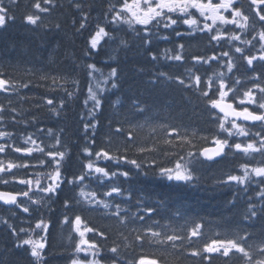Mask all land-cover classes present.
<instances>
[{"label": "trees", "instance_id": "trees-1", "mask_svg": "<svg viewBox=\"0 0 264 264\" xmlns=\"http://www.w3.org/2000/svg\"><path fill=\"white\" fill-rule=\"evenodd\" d=\"M33 2L34 0H15L13 4L12 0H6L4 3V6L9 9V14L15 19L7 21L6 25L0 28V73L4 78L13 82H30L29 88L26 89L30 96L24 97L20 92L17 93L22 101L21 104L14 107L16 111L13 113V120L17 125L13 132L20 133L21 124L29 126L35 121L40 124L37 120L33 121V117L39 118L37 114H42L50 122L49 124L45 123V127H41L44 133H47L48 129H52L54 133L65 138L69 144V148H67L69 156H66L68 166L64 163L62 171L64 176L70 178L84 171V164L89 159L83 151L85 147L93 152L101 149L116 152L117 147L123 145L119 147L120 153H117L123 154L126 147L124 141L129 131L135 136V140L133 146L127 149L128 157L141 159L145 163L156 157L165 164L169 163L168 158L162 154L163 149L167 147L163 144L165 135H158V138L152 135L155 119L163 122L164 126L175 128L179 133L188 137H192V135L185 131H195L199 136V139L191 141L196 146L195 148L180 144L179 140L171 138L174 143L180 144L179 148L168 149L176 153H181V149H184L185 152L189 149L195 152L209 142L211 136L217 132L218 120L210 115L213 113L217 116L213 109L204 103V98L198 95L194 86L185 88L178 83L179 79L190 83V74L200 75L204 80H207L211 68L216 66V62H211V66L194 65L192 60L193 55L210 56L214 52L220 51V47L216 46L215 42L209 43L207 34L197 33L196 39L188 36L181 39L171 29H153L155 35L151 44L145 46L133 33L126 32L129 30L127 25L123 26L122 31L115 33L109 24L110 33L127 40L128 47L118 49L117 41L112 44L109 43L112 41L107 43L101 41L103 47L98 50V54L92 53L90 56H84L87 39L95 29L93 25L95 14H98L104 22V13L109 5L118 3V0H82L83 3L91 6L85 8V11L90 13V20L88 28L83 31L82 35L77 34L73 27L72 21L74 18L78 21L79 15L71 7L70 0H54V7L50 8L49 13H39L43 17L42 21H38L40 26L29 25L24 21L26 14L34 12L31 6ZM57 23L61 26L59 29L55 27ZM76 27H78V23ZM178 30L185 32L187 26L180 24ZM165 35L168 36V39L162 38ZM105 39L107 40V38ZM178 43H186L183 52L184 61L167 59L166 50L169 54L174 55L178 51ZM221 44L224 50L226 43L221 42ZM153 54L158 57L157 60H152ZM88 63H94L100 70L94 74L98 80L107 77L113 67L118 70V76L114 78L117 82L116 88H112L111 81L107 84H100V87L106 90L100 94L101 109L95 113L94 118L89 115L91 101L87 107L84 103L89 87ZM254 64L257 71L250 73L246 61L238 59L237 67L232 73L225 76L230 85L234 84L237 78L241 80V83L236 85L238 87L237 96L238 94L242 95L247 88H252L254 83L264 87V79L255 81L249 79V74L261 75L260 62ZM27 69L29 70L27 71ZM160 73H165V76H160ZM42 74L68 77L66 83L64 80L60 83L64 88L73 91V96L69 97L60 88L50 90L47 87L38 86L45 83L39 79ZM73 80L78 81V86L72 83ZM47 83L50 84L51 81H47ZM96 83L97 79H93V86ZM253 91L257 97H260L261 94L258 91L255 89ZM56 92L57 95L63 96L64 101V107L58 113L40 112L33 107L34 96L37 97L40 105L39 98L42 95L52 97L56 95ZM229 97H232V93L229 94ZM230 98L229 100L233 102ZM3 100L0 105L4 106L6 109L4 113L10 119L8 113L10 107L5 106L9 98L5 97ZM134 102L144 109L143 114L135 113ZM114 103L115 108L113 107ZM61 119L62 121H60ZM118 121L122 122L125 128L123 136L114 134L115 128L120 126ZM86 123H95L96 128H89L85 131ZM138 124L144 125L136 130L134 125ZM160 132H163V128L159 130ZM202 134L209 138L207 142L200 137ZM138 135H141L144 140L138 141L136 137ZM118 139H120L119 143H117ZM248 140H256V138L251 136ZM238 141L246 142L245 139ZM154 145L161 150L160 153L146 152L141 155L137 152L138 147ZM108 164H106L107 167ZM242 164L264 166V156L260 153H251L246 156L230 149L228 155L221 161L212 165L204 163L202 167L198 168L199 171L194 173L198 180L191 184L169 183L151 172L147 177L142 174L135 175L137 170L133 166H124L123 170L129 169L134 175L129 178V181H124L123 177L119 178L118 185L127 190L125 197L128 198L121 206L127 208L129 214L133 212L137 217L145 215V220H128L126 225L119 224L116 217L105 214L104 209L74 202L72 196L79 192V187L65 183L58 195L49 200L47 209H45L47 214L44 212L43 218H46L45 221L49 224V229L44 236L46 239L42 264H69L66 255L70 252V248H74V241L70 234L74 231L71 223H62L64 215L68 216L69 220H74L76 215H80L89 227L105 234L104 239L97 236L95 232H91L88 236V240L100 244L103 264H111L112 253L108 249L114 243L120 245V264H133L141 257L155 258L161 264H225L226 258L222 256L214 254L209 261H204L199 257H192L188 253L198 249L202 255H207L202 251L205 243L212 239L231 237L237 232L250 233L249 243L257 242L260 235L264 233V215L254 221L247 220L244 215L249 204L255 205L258 212L261 207H264V200L258 197V192L264 185L258 184L256 179L243 186L218 183V180L226 179L230 174L240 175L239 170ZM84 184L88 185L89 189L97 191L98 198H101L103 191L106 190L98 180H85ZM2 189L5 190V187L0 184V190ZM70 197L71 199H69ZM66 199L70 202L67 209L64 207ZM120 202L121 198L116 197L114 203ZM146 205L154 209L151 218L146 211L143 213L139 211ZM112 210H114V205L113 209L108 211ZM5 213L8 212L0 207V264H34L33 258L24 246L16 247L19 242L18 238L11 234L12 229L2 221L6 219L8 224L14 225L19 240H22L23 233L19 231L22 228L19 226L20 223H14V220ZM39 215H41L40 211L36 216ZM122 215L124 214L122 213ZM153 221L157 223H153ZM197 223L201 225L202 235L193 237L192 244H188L187 241L177 242L179 250L165 245L163 246L165 250L161 251L160 245L151 244L147 239L143 243H139L135 239L137 232L129 233L126 230L128 229L126 226H132L134 229L139 228L140 231L151 226L157 231L163 230L169 233L175 229L179 234L186 236L187 229ZM124 237H127V240ZM69 258L72 262L74 258H83V254L75 253L74 249L69 253ZM227 264H244V261L233 256Z\"/></svg>", "mask_w": 264, "mask_h": 264}, {"label": "snow or ice", "instance_id": "snow-or-ice-1", "mask_svg": "<svg viewBox=\"0 0 264 264\" xmlns=\"http://www.w3.org/2000/svg\"><path fill=\"white\" fill-rule=\"evenodd\" d=\"M13 4L15 0H12ZM71 7L76 10L79 15V20L73 19V27L77 34L82 35L83 31L88 28V21L90 20V13L85 11L86 7H91L82 2V0H70ZM252 11L255 12L256 17L260 22V30L257 32L256 23L252 21V18L247 15L242 7L239 6L237 0H118V3L110 4L107 11L104 13V23L99 21L92 33H90L86 47L84 50V56H90L92 53H97L100 48L103 47L101 41H112L115 43L119 40L118 49L120 47L127 48L128 41L119 37L118 35L111 34L108 30V25L110 24L115 33H119L123 30V26L127 25L128 29L136 33L137 38L147 46L151 44V41L155 35L153 29L159 30L161 28L167 30L171 29L172 32L176 34L177 37L183 39L188 36L192 39H196V34H207L209 38V43L215 42L216 46L220 47V51L214 52L210 56H197L193 55L192 60L195 64L209 65L211 62H216L221 68H225L227 73H232L237 67V59H242L247 63V69L250 73H255L257 71L254 62H260L261 75H251L249 74V79L255 81L258 79H264V0H249ZM32 8L34 12H29L24 16L25 23L34 26L38 25V21H42L43 17L39 13H49L50 8L54 7V0H34L32 3ZM47 6V7H46ZM194 10V11H193ZM196 13L199 15L197 16ZM228 13L229 15H226ZM110 17V19H109ZM15 19L14 16L9 14V9L3 5V0H0V28L4 27L9 20ZM210 22V23H209ZM78 23V27L76 24ZM183 24L187 26L185 32L178 30V26ZM232 25L234 28H227L225 26ZM56 29L61 26L59 23L55 25ZM253 29V34L251 39L242 37L241 34H237L235 31L239 29L241 33L246 34L249 28ZM143 32V35H141ZM107 38V40L105 39ZM163 39H168L165 35ZM254 41L259 43V55L250 54L245 52V49L239 45H248L250 48L255 47ZM221 42H225L229 45V50H223ZM232 42H237L233 44ZM186 48V43H178V51L175 54H169L166 50L165 56L169 60L184 61L185 57L183 52ZM234 49L235 53L240 54L239 57H233L231 50ZM152 60H157L156 55H152ZM221 58H227L223 60ZM88 76H89V87L88 94L84 101L85 106L89 105L91 101V107L89 108V115L93 118L95 113L101 109L102 101L100 99V94L106 89L100 87V84H107L111 81L112 88L117 87L116 78L118 76L117 68L113 67L108 73L107 77L103 80H98L94 76L97 71H100L94 63H88ZM191 73V70H189ZM103 76V73H101ZM215 79L209 76L207 80H204L200 75L190 74V83H186L184 79H179L178 83L183 85L185 88H193L198 93V95L204 98V103L209 106L210 109L217 110L222 113L223 116H215L213 113V118L218 120V129L220 133H226L227 135L221 138L219 135H214L211 138V143L214 147H201L195 152L192 150L181 149V153H176L169 151V148L176 147L179 148L180 144L190 145L191 148L196 146L191 143V140L187 135L180 136L177 129L172 128L171 130L165 131V139L163 144L165 147L162 151L163 156L168 158L169 163L165 164L158 158H152L148 163H145L141 159L130 158L127 156V149L131 147L135 136L128 132L127 138L124 141L126 147L124 148L123 154L120 153V148L117 147L116 152H112L108 149H101L100 151L93 152L88 147L83 149L85 155L89 157L87 163L84 164V171L79 175H73L72 177H66L61 171L62 162L65 159L66 153L59 150L61 145V138L59 135L53 133L52 129H48L47 135L49 138L55 135V145H48L46 147H55V151H48L46 147H42L41 143H37V138L35 134H28L21 138V144L18 145L15 140H12L13 133L7 130H0V140L4 141L0 143V154L8 155V149H11L13 153H19L21 157H32L34 152L42 154V156H47L49 158L50 170L48 171H33L26 173L25 175L18 176L13 170L20 169H36L38 167L42 168L48 161L44 159H39L36 163H33L30 159L22 158H12V159H0V182L7 184L9 181L5 178V173L11 175L12 180L20 185H26V189H23L16 193L0 191V202L4 205L14 206L19 208L20 211L24 213H29L30 208L23 205L18 199L19 197L27 198L31 201L32 205H43L47 206V201L53 196L58 195V190L62 188L65 183L73 187H79V200L77 203L83 202L97 209H104L105 214L116 217L117 221L121 225H126L128 220L135 221L139 219L140 221L145 220V215L136 216L135 213L129 214L127 208H123L121 204L127 200L125 197V189L120 185L112 183L107 184L105 181H111L113 178L119 179L124 178V181H129V178L134 175L129 169L113 171L106 166H100L96 161L103 159L105 161H112L117 166L121 163L133 166L137 172L135 175H143L147 177L149 173H153L161 178H165L168 181L182 182L185 184H191L198 180V177L194 175L196 168L198 166H203L205 161H214L217 157H224L228 155L226 149H234L236 152H240L247 155L251 153H260L264 156V87L260 84H253L252 88H247L243 91L242 97L236 95L237 88L236 85L241 83V80L237 78L235 83L230 85L228 80L225 78V72L221 71L215 73ZM160 76H165V73H160ZM41 81L45 83L40 84V87H47L50 90H55L60 88L64 90L69 97L73 96V91H70L60 83L61 80L67 82L66 77L62 76H49L48 74H42L39 76ZM97 79L95 86L92 84V80ZM47 81H51L50 84ZM73 84L78 86V81L73 80ZM30 86V82H13L10 79L3 77L0 73V92L7 93L9 95L17 94L20 89H27ZM255 89L261 95L257 97ZM232 93V97L229 94ZM232 99L233 102H238L240 105H245L242 109H237L233 106V102H228ZM45 104L51 106L49 111L58 113L64 107V101L61 99L59 107L55 105V98L44 97ZM11 103V101H9ZM246 105H254L253 109H249ZM40 107V105H36ZM115 108V103L113 104ZM133 109L135 113L143 114L144 109L138 104H133ZM259 111H258V110ZM9 111L15 112L14 108L8 109ZM4 106L0 105V114L5 112ZM0 120H3V116L0 115ZM35 121V117H33ZM237 121H246L255 124L259 122L261 130L255 135L259 137L258 140H251L248 142L244 141H233L230 142L231 137H247L250 135L249 129L244 125L237 123ZM120 126L116 127L114 134L118 136H123L125 133V128L122 122H117ZM143 127V125H140ZM161 128L166 126L161 125ZM89 128L95 129V123H86L85 131ZM43 131V130H41ZM155 131V128H153ZM195 137L196 133L191 134ZM172 137L178 138L180 144L174 143ZM208 141V137H201ZM111 142V141H109ZM137 152L143 155L146 152H157L160 153L161 150L155 145L152 147L141 146L137 148ZM95 155L96 160L91 159ZM173 157H175L173 159ZM202 158V159H201ZM241 169L243 175H228L226 179L218 180L221 184H231L235 183L237 185H246L251 182L252 178L255 177L257 183L264 185V166L249 167L247 164H242ZM26 176L31 178H25ZM98 180L100 185L106 190L103 191L101 198H98V192L88 188V185L84 184V181ZM38 193L43 195L33 198L31 193L33 189ZM120 197V203H114L115 198ZM258 197L264 200V187H261L258 192ZM139 202V201H138ZM69 200L64 201V207L67 209L69 207ZM114 210L108 211L109 209ZM140 212H147L149 218H151L154 209L148 207L139 209ZM122 213L124 215H122ZM245 218L249 221H254L258 219L261 215H264V207H261L259 212L257 211L255 205L249 204L248 209L245 212ZM9 228L12 229L11 234L18 238V243L16 247L28 246L30 251V256L33 258L34 264H42L43 256L42 252L45 249V239L46 237L41 236L39 239H32L31 236L27 239L19 240L17 231L14 225L8 224L5 219L2 221ZM62 223L73 225V230L80 236L79 241L75 245V253H83V258H74L71 264H103L101 259V246L98 242L90 241L85 239V233L95 232L97 236L102 239L105 238L103 232L97 231L91 227L81 228L84 223L80 215H76L74 220H69L67 216L64 217ZM153 223H157L153 221ZM36 229H42L47 233L49 229V224L41 218L35 224ZM20 232L27 231L24 228H20ZM137 232L135 237L136 241L143 243L145 239L151 244H157L161 246V251H164L165 245L170 246L173 249L179 250V245L177 242L187 241L188 244L193 243V237H199L202 235L201 225L193 224V226L187 229V235L179 234L175 229L170 233L163 230L157 231L151 226L146 230L140 231L139 229H133ZM127 240V237H124ZM251 239V234L244 232L243 234L237 232L231 237L225 239H212L203 245V253L207 255H202L201 251L198 249L191 250L188 254L192 257H199L201 260L209 261L215 254L217 256H222L225 259V264L228 260H231L233 256L237 259H242L244 264H264V233L260 235L257 242L249 243ZM127 247V244H125ZM108 251L112 253L111 264H120L121 252L120 245L114 243ZM133 264H161L155 258L147 259L141 257L140 259L133 262Z\"/></svg>", "mask_w": 264, "mask_h": 264}, {"label": "rangeland", "instance_id": "rangeland-1", "mask_svg": "<svg viewBox=\"0 0 264 264\" xmlns=\"http://www.w3.org/2000/svg\"><path fill=\"white\" fill-rule=\"evenodd\" d=\"M240 1H241V3H242V0H237V2H238V4H239V6L240 7H242V9H243V11L247 14V15H249L251 18H252V21H255L257 24H258V22H259V20L258 19H255V17H256V15H255V12L254 11H252V8L250 7V8H248L247 6H244V5H241V3H240ZM217 2H218V0H217ZM3 5H4V3H3ZM194 11V10H193ZM196 15L198 16L199 14L198 13H196ZM226 15H229L228 13H226ZM100 22V23H103L100 19H99V16H96L95 17V20H94V23L95 24H97V22ZM210 23V22H209ZM125 26V25H124ZM95 27H96V25H95ZM225 27H227V28H234V26H232V25H229V26H225ZM111 28H112V26H111ZM260 28V27H259ZM257 26H256V29H255V31H259L260 29H259ZM236 32H237V34H241L242 35V37H244V38H247V39H251V36H252V34H253V29L250 27L248 30H247V33L246 34H244V33H241L240 32V30L239 29H236L235 30ZM126 32L127 33H130V30H126ZM112 34H114V33H112ZM133 34H134V32H133ZM110 44H112V42H109ZM233 44H235V43H237V42H232ZM254 44H255V47H252L253 48V51H251V54H255V55H259V51H258V49H259V43H258V41H254L253 42ZM240 47H242V48H244L245 49V52H248L249 51V49H251L248 45H243V44H241V45H239ZM228 47H229V45H228ZM229 50V49H228ZM231 54H232V56L233 57H239V55L240 54H238V53H235V51H234V49H232L231 50ZM225 60L227 59V58H224ZM238 60V59H237ZM29 69H27V71H28ZM221 71H223V72H226V69L225 68H218L217 69V71L215 72V73H218V72H221ZM210 76H212L213 77V79H215V75H210ZM61 81H63V80H61ZM20 93H21V95L22 96H24V97H26V96H30V93H29V91L28 90H26V89H21L20 90ZM43 96V95H42ZM40 97L39 98V102H40V105H41V107H36V105H39L38 104V100H37V97L36 96H34L33 97V102H32V105H33V107L35 108V109H38L40 112H47V113H50V112H52V111H49V108L51 107V106H49V105H47V104H45V102H44V97L45 96H43V97ZM3 97H8L9 98V101H11V105H18V100H19V97H17V98H15V94H12V95H10L9 96V94H7V93H3V92H0V101H2L4 98ZM54 97H56L55 98V105H56V107H58L59 106V104H60V101H61V99H63V96L62 95H57V92H56V95L55 96H52V97H47V98H54ZM8 101V100H7ZM55 114V113H54ZM0 115H2L3 116V119H5L6 117H4V115H5V113L3 112L2 114H0ZM38 116H39V118L41 119H39L38 117H35V120H37V121H39L40 122V124H38L36 121H35V123L33 122L31 125H29L28 126V124H27V126H26V128H25V132H27V133H20L19 135H14L13 134V136H12V140H15V142L18 144V145H20L21 144V138L22 137H24V136H26V135H28V134H35V137L37 138V143H41V141H43V143L41 144V146L42 147H46V146H48V145H55V143H53V141H48L47 140V138H45V134H44V131L42 132L41 131V127L42 126H44L45 127V123H47V124H49L50 122L48 121V118L47 117H45L44 115H42V114H37ZM43 120V121H42ZM60 121H62V119L60 120ZM154 123H155V126H154V128H155V131L154 132H156V133H158V134H160L159 133V130L161 129V125H164L163 124V122H161V121H159L158 119H155L154 120ZM3 124L4 123H2V121H0V130H4V128H2V126H3ZM53 124V123H52ZM218 125V124H217ZM134 126H137L136 127V130L137 129H140V128H142V127H140L139 125H134ZM160 128V129H159ZM254 128H255V133H257V132H259L260 130H261V126H254ZM147 130H149V128H147ZM166 130H171L170 129V127H165V128H163V134L165 135V131ZM35 131V132H34ZM10 132V131H9ZM185 132H187V133H189V134H192L193 132H195V131H192V132H190V131H185ZM12 133V132H11ZM43 133V134H42ZM138 133H141V132H138ZM215 135H219L221 138H223V137H225L227 134L226 133H220L219 131L215 134ZM180 136H185L183 133L182 134H180ZM137 137V139H138V141H143L144 140V138H142V136L141 135H138V136H136ZM200 137H205L203 134L200 136ZM158 138V137H157ZM156 138V139H157ZM191 141L193 140V139H199V136H197V135H195V137H188ZM237 138H242V137H237ZM65 139V138H64ZM155 139V140H156ZM229 139H235V137H231V138H229ZM119 141H120V139H118V141H117V143H119ZM211 141V140H210ZM4 141H2V140H0V143H3ZM212 144V143H211ZM213 145V144H212ZM132 146H133V144H132ZM46 150H48V151H55L56 150V148L55 147H46ZM59 150H61V151H64L65 152V148H62L61 147V145L59 146ZM12 158H22V159H30V160H32V162L33 163H36L39 159H44L45 161H48V164H46L44 167H42V168H40V167H38V168H36V169H31V168H29V169H20V170H13L14 172H16L17 173V175L18 176H20V175H25L26 173H30V172H33V171H48V170H50V161H49V158L47 157V156H42V154H40V153H38V152H34L33 153V155H32V157H21V155L19 154V153H13V152H11V149H8V155L7 156H5L4 154H0V159H5V161L7 160V159H12ZM94 160V159H93ZM106 162H109V164H108V168L109 169H111V170H113V171H119V170H121V169H123V167H119V166H117L114 162H112V161H105V160H103V159H100V160H98L97 161V163L98 164H102V165H104ZM63 164H64V160H63V162H62V168H61V171H63ZM67 165V164H66ZM122 166H128L127 164H121ZM107 167V166H106ZM250 167V166H249ZM198 168H200V166H198L196 169H198ZM21 170H27L28 172H26V171H22L21 172ZM20 171V172H19ZM196 171H199V170H196ZM25 173V174H24ZM240 173H241V175H243V171H242V169H241V171H240ZM2 175H4L5 176V178L6 179H8V183L7 184H5V183H2V182H0V184L3 186V187H5L6 185L8 186V187H10V188H12V190L16 193V192H19V191H21V190H23V189H26V185H20V184H17V183H15V181L14 180H12V178H11V175L10 174H8V173H5V174H2ZM25 178H31V177H28V176H26ZM165 179V178H164ZM254 179H256L255 177H253L252 178V180H254ZM115 180V179H114ZM166 181H168L167 179H165ZM251 180V181H252ZM168 182H176V181H168ZM116 184V183H115ZM231 184H235V183H231ZM61 190V189H60ZM60 190H58V192L60 191ZM103 190H105V189H103ZM31 195L33 196V198H36V197H38V196H41V195H43L42 193H38V192H36L35 191V188L33 189V192L31 193ZM53 197H55V196H53ZM52 197V198H53ZM72 198L74 199V202H76L77 203V201L79 200V196H78V193L76 194V195H73L72 196ZM21 202H22V204L23 205H26V206H28L29 208H30V212L29 213H24V212H22V211H20V209L19 208H14V209H12L10 212H8V215H9V217L12 219V220H14V223L15 222H19L20 223V225L19 226H21L22 228H24V229H26L27 231H25V232H22L23 233V238H22V240L23 239H27V238H29V236H31V238L32 239H39L40 237H41V234H42V236H45V233H44V231L42 230V229H36L35 228V224H36V222L38 221V220H40L41 218H43V217H41L40 215H39V217L38 218H35V219H31V217L33 216L32 215V210H36V209H39V210H43L44 212H45V209H47V208H44L45 206H43V205H32L31 204V201L30 200H28L27 198H24V197H20V199H19ZM48 202V201H47ZM80 203H82V204H84L85 205V203H83V202H80ZM46 214H47V212H45ZM15 217V218H14ZM44 219V218H43ZM29 227H30V230H29ZM81 228L83 229L84 228V225L82 224L81 225ZM128 228L129 229H127L128 231H129V233H131V232H133V227L132 226H128ZM136 229V228H135ZM139 229V228H138ZM71 235H72V241H74V248L72 247V248H70V252L71 251H73L74 249H75V245H76V243L79 241V236L75 233V232H71L70 233ZM85 239H88V233L86 234L85 233ZM44 243H45V241H44ZM25 248H26V251L30 254V251L29 250H27L28 249V246L27 245H25L24 246ZM70 252H68V254L66 255V257H68V260L71 262V260H70V258H69V253ZM45 253V249H44V251L42 252V256H43V254Z\"/></svg>", "mask_w": 264, "mask_h": 264}, {"label": "bare ground", "instance_id": "bare-ground-1", "mask_svg": "<svg viewBox=\"0 0 264 264\" xmlns=\"http://www.w3.org/2000/svg\"><path fill=\"white\" fill-rule=\"evenodd\" d=\"M5 1L6 0H3V3H5ZM67 75V74H66ZM61 76V75H60ZM66 79L68 80V77H66ZM10 96V95H9ZM3 98H5V97H3ZM2 101H4V100H2ZM0 104H1V101H0ZM4 117H6V115H4ZM2 121V123H4L3 122V120H1ZM13 125H15V124H13ZM11 126V128H12V130H9L8 128H4V130H7V131H10V132H12L14 135H19L20 133H21V131H23V130H21L20 131V133H15V132H13L14 130L13 129H15V126ZM5 126V123L3 124V126H2V128ZM22 127V126H21ZM123 145H121V146H119V147H122ZM124 148V147H123ZM122 148V149H123ZM64 165V164H63ZM125 166V165H124ZM124 166H122V167H124ZM119 167H121V164L119 165ZM121 170H123V169H121ZM0 191H6V192H11V193H15L13 190H12V188H10V187H8L7 185L5 186V190L4 189H2V190H0ZM53 198H55V197H53ZM18 199H20V197L18 198ZM51 199H52V197H51ZM69 199H71V197L69 198ZM48 202H49V200H48ZM48 202H47V205H48ZM0 207H2L4 210H6L7 212H10L12 209H14L15 207L14 206H9V205H4L2 202H0ZM44 208H47V206H45ZM40 211V213H41V217H44V211L43 210H39V209H34V210H32V217H31V219H35V218H38L39 216H36V214L38 213ZM133 213V212H132ZM7 214V216L9 217V215H8V213H5V215ZM46 218H44V220H45ZM29 230H30V227H29ZM127 230V229H126ZM124 232H125V228H124ZM127 232H129L128 230H127ZM45 233V232H44ZM68 258V257H67ZM69 261V260H68ZM69 264H70V261H69Z\"/></svg>", "mask_w": 264, "mask_h": 264}, {"label": "water", "instance_id": "water-1", "mask_svg": "<svg viewBox=\"0 0 264 264\" xmlns=\"http://www.w3.org/2000/svg\"><path fill=\"white\" fill-rule=\"evenodd\" d=\"M217 111V110H216ZM218 112V111H217ZM219 113V112H218ZM221 115H223L222 113H219ZM238 122H246V121H238ZM222 157H217L214 161H218L220 160ZM214 161H210V162H214Z\"/></svg>", "mask_w": 264, "mask_h": 264}]
</instances>
